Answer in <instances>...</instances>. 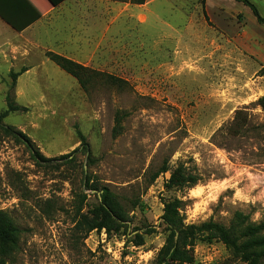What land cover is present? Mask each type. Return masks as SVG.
<instances>
[{
  "label": "rangeland",
  "instance_id": "1",
  "mask_svg": "<svg viewBox=\"0 0 264 264\" xmlns=\"http://www.w3.org/2000/svg\"><path fill=\"white\" fill-rule=\"evenodd\" d=\"M248 1L264 18V0ZM93 10L99 16L88 19ZM6 30H0V114L8 98L26 108L4 124L26 134L58 166L37 164L26 144L0 130V211L22 231L8 264H156L167 236L157 226L165 201L175 198L184 202L188 224L228 225L236 212L264 221V112L257 105L264 96V25L251 6L71 0L23 35L3 37ZM48 52L127 85L96 79L86 91ZM23 68L13 87L12 73ZM237 110L249 118L235 136L228 128ZM118 111L128 115L115 137ZM78 132L91 159L77 152L68 164L60 158L80 146ZM180 164L200 182L168 191L165 182ZM164 166L170 170L150 182ZM86 175L116 193L130 230H142L143 246L122 233L93 231L85 239L74 230L81 197H87L84 211L97 202L85 188ZM146 227L157 231L145 235ZM195 257L198 264L242 263L220 242L199 243Z\"/></svg>",
  "mask_w": 264,
  "mask_h": 264
},
{
  "label": "trees",
  "instance_id": "2",
  "mask_svg": "<svg viewBox=\"0 0 264 264\" xmlns=\"http://www.w3.org/2000/svg\"><path fill=\"white\" fill-rule=\"evenodd\" d=\"M51 6L56 7L65 0H47ZM125 2L126 0H110ZM131 4H144L146 0H128ZM206 0H202L204 7ZM252 7L257 21L264 25V18L258 10L248 0H238ZM6 22L12 25L16 30L22 31L15 22L2 15ZM47 57L63 71L74 77L80 87L86 91L96 79L111 87L123 88L127 85L124 80L106 73L96 72L82 64L62 56L57 53L48 52ZM23 68L18 73H12L13 87L18 77L26 72ZM264 76V69L261 71ZM257 105L264 112V96L260 97ZM26 111V108L15 104L8 98V109L0 114V130L8 135L15 137L18 141L28 146L36 163L45 167H55V159L46 158L35 146L34 142L23 132L14 129L12 126L4 124V119L12 112ZM127 112L118 111L116 114V125L113 129L115 137L121 135L123 121L127 117ZM248 114L244 110H237L234 121L228 128L231 135L243 134L247 128ZM80 146L71 154L64 155L60 159L66 160L68 164L75 163L73 155L77 152L88 154L91 159L90 149L86 137L78 132ZM170 169L164 166L161 171L156 173L150 180L154 182L160 174L167 173ZM200 178L190 172L185 164L178 165L170 173V178L165 182V188L171 190H186L197 186ZM85 188L92 190L97 196V202L85 209L87 197H81L76 209V218L74 221V230L83 234L87 238L91 232L105 231L107 235L122 233L127 240L135 247L144 245V236L139 233L142 230H130L131 217L126 208L122 205L119 197L109 186L101 185L99 181L86 175L84 180ZM136 202H134L135 204ZM184 202L180 199H171L165 201L163 214L160 217L158 228H163L167 233L165 245L159 251L156 264H198L195 257V247L199 243L213 244L220 242L225 245L236 259L243 264H264V221L253 222L250 215L243 212H236L228 225L209 220L200 224H188L182 213ZM137 203L134 205L136 208ZM157 230L153 227H146L143 231L145 235L155 233ZM21 230L15 224L13 218L6 211H0V264H8L9 256L13 249L19 245Z\"/></svg>",
  "mask_w": 264,
  "mask_h": 264
},
{
  "label": "crops",
  "instance_id": "3",
  "mask_svg": "<svg viewBox=\"0 0 264 264\" xmlns=\"http://www.w3.org/2000/svg\"><path fill=\"white\" fill-rule=\"evenodd\" d=\"M69 1L71 0H65L60 5L53 7L47 0H0V30H4L6 28L8 29L4 31L3 37L9 32L11 35H23L27 33L39 24L46 22L52 12L56 11V9L60 11L61 7ZM146 4L147 0L144 4L133 5L144 7ZM73 12L74 11H69L68 14H72ZM87 13L88 19H94V15L99 16V12H95L94 10ZM102 14L105 15V12H102ZM2 15L6 16L11 21L15 22L19 27L24 29H22V31L16 30L12 25L6 22V19ZM102 18L104 19V16Z\"/></svg>",
  "mask_w": 264,
  "mask_h": 264
},
{
  "label": "built area",
  "instance_id": "4",
  "mask_svg": "<svg viewBox=\"0 0 264 264\" xmlns=\"http://www.w3.org/2000/svg\"><path fill=\"white\" fill-rule=\"evenodd\" d=\"M236 264H243V263H236Z\"/></svg>",
  "mask_w": 264,
  "mask_h": 264
}]
</instances>
